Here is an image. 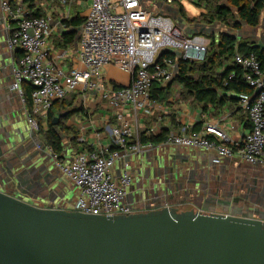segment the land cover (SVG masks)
Listing matches in <instances>:
<instances>
[{
  "label": "built area",
  "instance_id": "1",
  "mask_svg": "<svg viewBox=\"0 0 264 264\" xmlns=\"http://www.w3.org/2000/svg\"><path fill=\"white\" fill-rule=\"evenodd\" d=\"M58 1L67 8L62 20L71 18L75 0ZM185 1L205 4L207 0H163L173 6ZM0 6L6 20L17 25L7 45L23 56L13 68L11 91L26 106L23 86H32V109L25 114L33 131L40 129L38 116L46 117L55 102L75 94L96 96L113 113L115 124L107 127L109 146L72 154L70 161L54 156L56 167L80 192L72 211L105 217L135 213L125 203L133 182L132 165L126 159L156 148L151 143L142 144L139 138L135 141L134 128H139L142 118L155 113L160 96L154 93V86L165 89L175 78L177 64L164 53L178 51L179 59L201 63L207 58L211 41L205 35H185L171 18L147 14L140 0H90L77 48L51 51V40L59 31L51 17H32L24 0H0ZM235 62L254 90L252 95L240 96L250 132L234 140L235 126L225 129L218 123H206L199 132L182 126L169 133L163 144L212 154L215 165L237 158L251 167L264 168V65L254 55L239 53ZM113 65L130 76L128 87L108 80L105 70ZM144 134L146 138L160 135L158 123H152ZM72 140L83 142L77 137ZM121 160L125 161V171L116 178L111 170Z\"/></svg>",
  "mask_w": 264,
  "mask_h": 264
},
{
  "label": "water",
  "instance_id": "2",
  "mask_svg": "<svg viewBox=\"0 0 264 264\" xmlns=\"http://www.w3.org/2000/svg\"><path fill=\"white\" fill-rule=\"evenodd\" d=\"M175 10L174 20L184 30L186 23ZM196 34L202 33L196 29ZM204 35L215 36V32L210 28ZM231 35L238 40L250 38ZM36 138L35 131L24 138L20 150L27 156L17 155L16 165L7 167L0 158V264H264V219L180 210L177 203L105 217L38 207L16 198L4 189L15 187L33 197L31 190L38 187L56 191L47 168L38 170L41 165L31 164L44 158L37 147L47 149ZM9 139L10 145L17 141Z\"/></svg>",
  "mask_w": 264,
  "mask_h": 264
},
{
  "label": "crops",
  "instance_id": "3",
  "mask_svg": "<svg viewBox=\"0 0 264 264\" xmlns=\"http://www.w3.org/2000/svg\"><path fill=\"white\" fill-rule=\"evenodd\" d=\"M81 4L82 0L74 1L71 9V18L80 15L85 19V16H82L83 13L75 11L74 8L75 6H80ZM36 5L39 9L43 10V16H49L52 18L53 26L59 29V31L54 34L49 49L51 51L62 49L56 47L55 41L57 40V37H60V33L62 32V22L60 21H63L62 19L65 18L67 8L61 5L58 0H37ZM89 6L90 0L87 2V11ZM16 28L17 25L15 22L6 20L0 6V158L7 167L10 165H16L15 159L19 157L17 155H24L23 157L26 158L27 155H25L24 151L20 150V148L24 138L26 139L33 134V130L28 124L25 114L27 107L24 106L20 98L16 94H13L10 90L13 83L12 69L23 56L21 51L12 52L7 49L6 46L8 38L16 30ZM244 34V37H248L247 32ZM77 43L73 47L74 49L77 48ZM52 53L54 54L55 52ZM111 69L112 67H108L105 70L106 76L109 74ZM174 88L175 87H172V89ZM161 93L162 91L159 92V94ZM170 94H172V90L168 93H164L165 96H170ZM77 95L79 96L73 97V99L71 98L72 100L65 103L66 111H72L75 108H78L79 110L81 109V111L75 116L69 119H64L66 111L63 112L58 105H55L52 108L56 117H61L60 122H62L54 128V131L62 139L67 137L70 139L69 142H71L70 147L66 149L65 144L67 141L63 140L64 151L62 153L63 156L61 157L63 159H65L64 155L66 152L75 154L92 149L98 145L109 146L111 139L108 134L109 132L107 127L115 124V120L112 115L113 113L106 107L103 101L99 100L96 96L84 97L81 94ZM157 102L158 104L156 106L155 113L150 117L142 118L139 128H134L135 141L136 138H142L144 132L152 125V123H158L160 133L163 131L176 133L182 126H190L194 128L195 131L199 132L206 123H218L221 128L225 129L235 126L236 131L232 133L234 140L242 139L251 130L247 114L242 108L240 101L236 105L231 104V102H227L226 106L220 109L213 106L204 108L201 105L193 104L191 100L185 101L179 96H171ZM48 117L49 113L46 117H37L41 127V131L37 135L38 138L44 142V145L47 148L46 159H52L54 156L53 150L47 144L46 138V133L49 129ZM73 137L80 138L83 142H73ZM9 138L16 139L17 141L10 145ZM73 143H75L76 146H74ZM167 146L169 145L160 143L159 145H155L156 148L151 151L153 155L152 158L147 161V165L148 169H150L149 172L152 177V181L157 179L156 170L161 168V181L166 186H169L171 183H167L168 178L174 180L172 177L176 175V172H178L181 168H184L187 173H192L193 171L198 173L216 171L217 178H244L248 181L251 180L252 182L258 181L262 184V188L264 190V169L262 168L251 167L242 163L237 158L232 160H222L219 165H215V156L212 154H208L200 150L181 147L170 148ZM50 150L52 152H50ZM14 151H19V153L16 152L14 155ZM146 154L148 153L142 154L140 156L141 159L135 161V164L130 162L133 173H139L140 175L144 173L145 160L142 161V159L146 156ZM46 159L42 158V160L33 161L31 164L32 166L41 165L38 170H42V168L46 170L47 168L46 172L51 174L52 182L56 187L54 194L60 198L63 204H69L76 201L78 189L74 186V184H72V182L66 180L57 170L52 171ZM172 164L174 167H172ZM135 166H137V170L135 169ZM144 183L145 180L142 177L141 181L136 183L135 189L132 188L131 194H129L125 202L130 207L132 205L135 212L153 208V203L157 206L158 204H161L159 202H163L165 200V196H161V198H159L160 201L157 202L158 197H156V195L154 196V191H156V189H147ZM31 193L39 199H42V196L44 195V192L39 188L35 189V191L31 190ZM162 204H164V202Z\"/></svg>",
  "mask_w": 264,
  "mask_h": 264
},
{
  "label": "trees",
  "instance_id": "4",
  "mask_svg": "<svg viewBox=\"0 0 264 264\" xmlns=\"http://www.w3.org/2000/svg\"><path fill=\"white\" fill-rule=\"evenodd\" d=\"M36 2L37 0H24L25 6L30 10V15L32 17H41L44 15L43 10L38 8ZM214 2V0H207L205 4L203 2L194 3L206 11L201 14V22L205 21V24L209 26L220 24L237 32L241 31L243 26L253 29L261 25V20L264 16V0H230L227 6L215 5L213 7L212 4ZM173 7L179 11V16L186 24H200L196 18H188L183 4L179 3ZM232 9L237 11V17ZM84 22L85 19L80 15L63 20L62 25L66 30L60 33V37H57L55 41L56 47H74L77 42L78 31L82 28ZM206 37L211 40V43L208 48L207 58L204 62L190 63L177 58L174 52L165 53L166 57L175 60L178 68L173 82L167 88L161 89L158 86H154V93L162 91L159 94L160 98L158 101L165 99L167 96L164 93L171 91L175 85L183 89V100H191L193 104L201 105L204 108L213 106L220 109L225 107L227 102L236 105L240 101V96L253 94L254 90L245 82L244 73L241 67L235 62V55L237 53L244 57L254 55L264 65V49L260 48L257 42H253L251 39L238 40L234 39L231 34H221L218 40L214 35ZM23 89L27 110L31 112V93L33 88L30 84H24ZM65 103L66 100L55 102L53 106L58 105L64 112L66 111ZM80 111L81 109L79 110L78 108L72 111H66L67 116L64 119H69ZM57 119L56 114L51 109L48 117L49 129L46 133V138L47 144L51 147L54 156L58 159L63 156L64 144L63 139L54 131L56 126L53 125V121ZM59 123L62 122L59 121ZM40 131L41 127L37 131V134ZM168 134L169 132L163 131L160 135L150 138H146L144 134L141 138V143H151L154 146L159 145L165 142ZM73 144L76 146L75 143Z\"/></svg>",
  "mask_w": 264,
  "mask_h": 264
},
{
  "label": "rangeland",
  "instance_id": "5",
  "mask_svg": "<svg viewBox=\"0 0 264 264\" xmlns=\"http://www.w3.org/2000/svg\"><path fill=\"white\" fill-rule=\"evenodd\" d=\"M141 1V4H142V8L143 10L149 14V15H153V16H163V17H167V18H171L175 23L176 21L174 20L175 18V15L177 16L178 15V12L174 9L173 5H167L165 4L162 0H140ZM195 1V0H194ZM214 4L213 7L215 5H229V2L230 0H214ZM87 2L88 0H82V4L80 6H75V11H79V12H82L83 15L82 16H86V13H87ZM184 4V7H185V10H186V14L188 16V18L192 19V18H196V20L198 22H200V24H193V25H188V24H185V29L183 30V32L185 33V35L187 36H192L193 33L196 31V29H198V31L200 33H202L201 35L203 36L204 35V32L206 30H209L210 28H212L215 32V36L216 38L218 39L219 35L223 32H228V33H231V34H239V35H245L244 33L247 32L248 33V37H250L249 39L253 40V41H256L258 45H262L264 46V16L261 20V25L257 28H248L245 26V29L244 27L242 28L241 31H235V30H231L230 28H227L225 26L220 27L219 25H216V24H213L211 26L205 24V21L201 22L202 21V17H201V14L205 13L206 11L204 10V8H200L196 5H193V4H190L188 3V1H185L183 2ZM175 10V11H174ZM208 11V10H207ZM233 13L235 14V16L237 17V11L235 9H232ZM209 12V11H208ZM177 24V23H176ZM178 25V24H177ZM216 25V26H215ZM179 26V25H178ZM180 27V26H179ZM207 36V35H205ZM210 40V39H209ZM211 41V40H210ZM7 46V49H8V45L6 44ZM177 53L180 54V52L177 51ZM112 69L111 71L109 72V74L107 75V78L109 81L115 83L117 86L119 87H128L130 85V76L125 73L124 71L120 70L118 67H116L115 65L111 66ZM12 75H13V83L15 81V78H14V74H13V69H12ZM12 83V85H13ZM175 88L172 89V94H170V96H167L165 99L171 97V96H179L180 98H182V92H183V89L181 87H179L178 85H175L174 86ZM11 90V89H10ZM13 94H16V92H12ZM18 96V95H17ZM79 95L75 94V95H71L69 96L67 99H66V102H68L69 100H72L73 97H77ZM19 97V96H18ZM72 98V99H71ZM65 140L67 141V143L65 144V148L68 149L71 145V142L69 138L65 137ZM36 143L37 144H40V138H36L35 139ZM167 147H174V146H167ZM182 148V147H181ZM37 152H39L40 154L43 155V157L46 159V156H47V149H45V147L43 148V150L41 151L40 149H36ZM72 153L70 152H66V154L64 155L65 156V159L66 161H69L70 160V155ZM152 155L153 153H149L146 154V156H144V158L142 159V161H144V165H145V171L142 175H140L139 173H133L132 174V185L130 186L129 188V194H131V190L132 188L135 189L136 187V183L138 181H141L142 177L144 178L145 180V186L147 187V189L151 188L150 187V184L152 183L153 184V188L158 189V191H154V196L156 195V197H158V201H160L159 198H161V196H165V200L163 201L165 204L164 205H171V204H176L177 201L178 202H181V199L179 198L180 194H179V190L174 188V187H170L169 186H166L164 183H162V179L160 177V171H161V168L157 169V179L153 182L151 181L150 179V169H148V165H147V161L150 160V158H152ZM141 155H138V156H135L133 158H128L127 159V162H132L133 164H135V161L137 160H140ZM48 164L50 165V169L53 171V170H57L66 180L67 178L62 174V172L60 171V169H58V167H56V159H46ZM240 161V160H239ZM124 163L125 161L124 160H121V161H117L114 168H112V173L114 174V176L116 178L120 177L124 171H125V168H124ZM172 167H174V165L172 164ZM135 169L137 170V166H135ZM133 170V169H132ZM137 172V171H136ZM229 180H234L233 178H230ZM167 183H168V180H167ZM40 190L44 189V196L42 199H39L37 197H33L30 195V193L27 192H24V190L22 191H17L15 187L13 188H5L4 190L7 191V193L15 196L16 198H21L22 200H25L26 202H29L35 206H38V207H56V208H61V209H68V210H74L75 207H76V204L77 202L79 201L80 199V192L78 190V195H77V200L76 201H73L69 204H63V202L60 200L59 197H57L56 194H52V193H48V191L45 190V188H41V187H38ZM152 188V189H153ZM189 190V197H190V200L194 199V196H195V190L193 189H188ZM55 193V191H54ZM184 199V198H182ZM180 200V201H179ZM200 198L197 199V201H199ZM162 201L159 202L161 204H158L157 206H160L162 205L163 203ZM154 203L152 205V207H157ZM131 210L134 211V208L132 207L131 205ZM145 211V210H143ZM233 213L236 214L238 213L236 208L235 210H233ZM241 214H244V215H250L249 212H240ZM257 217H261V215L257 216Z\"/></svg>",
  "mask_w": 264,
  "mask_h": 264
},
{
  "label": "flooded vegetation",
  "instance_id": "6",
  "mask_svg": "<svg viewBox=\"0 0 264 264\" xmlns=\"http://www.w3.org/2000/svg\"><path fill=\"white\" fill-rule=\"evenodd\" d=\"M216 176V171L187 173L184 172V168H181L180 172H176V175L172 177L174 180L168 178V184H172H169V188L174 187L179 190L181 202L177 201V207L180 210H193L199 213L264 219V190L261 183L244 178H233L234 180L229 181L227 176V178ZM188 189L196 192L192 200H190ZM198 198H200L199 201H197ZM235 208L238 212L236 214L233 213ZM240 212H249L250 215ZM259 215L261 217H257Z\"/></svg>",
  "mask_w": 264,
  "mask_h": 264
}]
</instances>
